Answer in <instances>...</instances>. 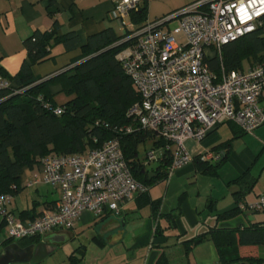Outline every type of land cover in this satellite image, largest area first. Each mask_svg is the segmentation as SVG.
<instances>
[{"label": "built area", "instance_id": "obj_1", "mask_svg": "<svg viewBox=\"0 0 264 264\" xmlns=\"http://www.w3.org/2000/svg\"><path fill=\"white\" fill-rule=\"evenodd\" d=\"M145 1L113 0L111 9L112 18L130 31L127 38H135L117 58L140 95L127 113L134 123L119 128L118 133L152 132L164 145L148 150L147 158L159 161L170 150L171 172L193 162L196 155L218 162L223 158L221 152L206 149L194 155L185 142L194 139L201 143L225 122H233L247 133L264 125V60L229 70L222 58L225 44L264 25V0H198L138 28L131 16ZM205 4L207 9H200ZM173 20L175 25H171ZM217 56L219 73L208 61ZM12 87L11 80L0 72V90ZM45 107L57 115L64 112L63 107L52 108L49 102ZM41 184L56 188L59 199L33 219L9 211L14 195L0 193L7 238L19 241L57 229H74L84 211L119 215L149 189L134 177L119 135L86 152L50 153L40 158L26 186ZM238 207L264 211V194L253 202L240 201Z\"/></svg>", "mask_w": 264, "mask_h": 264}, {"label": "crops", "instance_id": "obj_2", "mask_svg": "<svg viewBox=\"0 0 264 264\" xmlns=\"http://www.w3.org/2000/svg\"><path fill=\"white\" fill-rule=\"evenodd\" d=\"M196 1L148 0V20L164 17ZM112 7L113 0H0V70L7 78L18 73L22 63L29 60L24 40L36 30H51L55 22L59 37L74 33L75 40L70 44L63 41L53 44L49 57L33 65V73L40 79H49L71 70L83 59L84 45L90 35L107 28L119 35L127 31L112 18ZM175 24L176 20H173L171 25ZM50 90L58 105L71 97L63 92L61 83L52 84ZM254 132L255 137H248V133L242 132L235 123L225 122L201 143L188 139L186 148L194 155L230 141L229 147L217 150L223 158L227 155V159L215 175L201 171L195 161L172 172L168 167L167 177L157 179L148 189L150 200H159L157 210L139 198L140 193L119 215L97 216L84 211L77 227L57 229L42 236L41 241L46 236H54L53 244L60 246L73 230L83 227L88 228L94 241L102 243L101 250L106 252L103 259L106 260L101 264H220L217 246L210 233L198 244L189 245L187 241L215 225L233 228L264 221V211L247 210L234 218L216 222L219 214L236 205L237 196L248 203L264 194V184L260 185L264 179V125ZM261 163L259 172H255ZM32 172L33 167L23 169L20 188L9 207V211L20 216L28 211L25 220L37 217L59 199L58 190L52 186L27 187L26 181ZM245 181L255 182L246 193L243 191ZM3 223L4 218L0 215V226ZM3 227L5 225L1 228L4 231ZM6 238H0L1 248L5 247L2 242ZM262 247L259 246V256Z\"/></svg>", "mask_w": 264, "mask_h": 264}, {"label": "trees", "instance_id": "obj_3", "mask_svg": "<svg viewBox=\"0 0 264 264\" xmlns=\"http://www.w3.org/2000/svg\"><path fill=\"white\" fill-rule=\"evenodd\" d=\"M148 8V1H145L132 14L131 20L138 28L147 22ZM200 9H207V5H201ZM57 28L58 23L55 22L51 30H36L24 40L29 60L22 63L18 73L9 77L14 82L13 87L0 90V193L16 195L23 169L34 167L40 158L50 153H80L85 149L98 148L117 135L121 137L125 159L137 180L150 187L157 179L166 178L172 162L170 150H165L159 166L152 170L139 157L140 143L153 139L154 147H160L164 145L163 141L155 140V135L147 130L118 133L119 128L134 123L133 117L127 113L140 99L132 79L124 72L117 58L118 53L135 40L127 38L130 31L119 35L107 28L90 35L84 45L83 59L71 70L49 79H40L34 75L33 65L49 57L53 44L62 41L70 44L75 40L74 33L59 37ZM222 58L229 70L243 69L264 60V25L225 44ZM208 61L211 69L219 73V57ZM0 72L5 75L2 70ZM54 83H61L63 92L71 96L62 105L56 103L51 93L50 86ZM45 102H49L52 108L63 107L64 112L55 114L52 109L45 107ZM230 144L227 141L214 150L229 147ZM226 159L227 155L218 162H211L196 155L194 161L201 171L215 175ZM245 184L243 191L246 193L255 182L245 181ZM139 198L148 201L155 210L158 209L159 200H150L148 190L141 193ZM236 198V205L231 210L216 217L217 223L244 212L238 207L242 197ZM27 215L28 211L21 213L23 218ZM4 225L0 226V230ZM208 233L217 246L220 264H264V257L259 256V246L264 245V221L233 228L215 225L209 231L189 239L187 244L202 242ZM39 241L40 236L19 241L6 238L2 244L7 246L19 242L26 246ZM98 243L102 245L101 241Z\"/></svg>", "mask_w": 264, "mask_h": 264}, {"label": "rangeland", "instance_id": "obj_4", "mask_svg": "<svg viewBox=\"0 0 264 264\" xmlns=\"http://www.w3.org/2000/svg\"><path fill=\"white\" fill-rule=\"evenodd\" d=\"M261 105L264 107V99L261 101ZM255 132L248 133V137H255ZM154 147L153 139L147 140L145 143H140L139 145V157L141 161L146 165L149 170L155 169L159 166L160 162L158 160L149 161L147 158V151ZM174 148V145H172ZM85 149L83 152H86ZM263 163L258 165L255 172H259ZM264 184V179L261 180L260 185ZM77 227V226H76ZM4 231L0 230L1 240L7 237L6 225L3 227ZM67 241H64L60 246H56L52 243L55 248L54 251L49 254L44 260L36 263L32 262H16L13 264H101L106 252L101 250V244L91 236L88 228L79 227L73 230ZM3 247L0 250H2ZM109 252H107L108 254ZM261 257H264V245L261 249Z\"/></svg>", "mask_w": 264, "mask_h": 264}, {"label": "water", "instance_id": "obj_5", "mask_svg": "<svg viewBox=\"0 0 264 264\" xmlns=\"http://www.w3.org/2000/svg\"><path fill=\"white\" fill-rule=\"evenodd\" d=\"M54 238V236H46L44 240L26 246L21 245L19 242L10 243L0 251V264L39 262L55 249L52 246Z\"/></svg>", "mask_w": 264, "mask_h": 264}]
</instances>
